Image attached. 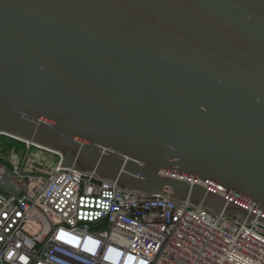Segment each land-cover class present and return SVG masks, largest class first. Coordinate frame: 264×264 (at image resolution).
Listing matches in <instances>:
<instances>
[{
    "label": "water",
    "instance_id": "water-1",
    "mask_svg": "<svg viewBox=\"0 0 264 264\" xmlns=\"http://www.w3.org/2000/svg\"><path fill=\"white\" fill-rule=\"evenodd\" d=\"M0 136L264 223V0H0Z\"/></svg>",
    "mask_w": 264,
    "mask_h": 264
},
{
    "label": "built area",
    "instance_id": "built-area-1",
    "mask_svg": "<svg viewBox=\"0 0 264 264\" xmlns=\"http://www.w3.org/2000/svg\"><path fill=\"white\" fill-rule=\"evenodd\" d=\"M59 163L0 162V264H264V223H244Z\"/></svg>",
    "mask_w": 264,
    "mask_h": 264
},
{
    "label": "rangeland",
    "instance_id": "rangeland-1",
    "mask_svg": "<svg viewBox=\"0 0 264 264\" xmlns=\"http://www.w3.org/2000/svg\"><path fill=\"white\" fill-rule=\"evenodd\" d=\"M57 154L16 138L0 136V162L9 164L13 161L23 166L27 165L35 172H44L59 163L60 157ZM44 159H48V164Z\"/></svg>",
    "mask_w": 264,
    "mask_h": 264
},
{
    "label": "bare ground",
    "instance_id": "bare-ground-1",
    "mask_svg": "<svg viewBox=\"0 0 264 264\" xmlns=\"http://www.w3.org/2000/svg\"><path fill=\"white\" fill-rule=\"evenodd\" d=\"M18 140H20V139H18ZM21 141H23V140H21ZM25 142H28V141H25ZM28 143H30V144H33V143H31V142H28ZM33 145H36V144H33ZM36 146H38V145H36ZM39 147H41V146H39ZM41 148H44V147H41ZM44 149H46V148H44ZM47 150H49V149H47ZM50 151H52V150H50ZM53 152H55V151H53ZM33 153V152H32ZM57 153V152H56ZM35 155V154H34ZM49 156V155H48ZM44 162L46 163V164H48V159H44Z\"/></svg>",
    "mask_w": 264,
    "mask_h": 264
}]
</instances>
